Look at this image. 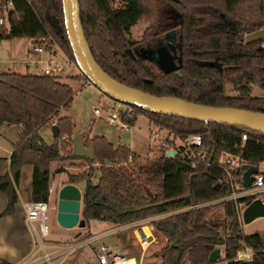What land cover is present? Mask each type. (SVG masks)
I'll list each match as a JSON object with an SVG mask.
<instances>
[{
	"label": "trees",
	"instance_id": "1",
	"mask_svg": "<svg viewBox=\"0 0 264 264\" xmlns=\"http://www.w3.org/2000/svg\"><path fill=\"white\" fill-rule=\"evenodd\" d=\"M118 3L122 6L115 7ZM79 5L93 57L118 82L158 97L264 111V98L252 94V86L264 91V43L245 41L247 35L264 29V0H79ZM141 21H146L148 27L137 42L131 31ZM170 33H175L181 46V62L176 70L164 71L137 53L167 41ZM25 38L47 51L59 46L75 61L62 0H14L9 24L0 26V41ZM63 79L42 74H0V127L14 128L18 133L11 176L0 177V192L8 196L7 208L0 217L15 213L19 200L15 184L25 169L34 170L30 202L48 203L51 163L76 159L90 168L69 176L71 183L85 185L81 218L86 227L92 221L133 226L165 213L223 200L149 222L168 241L161 252L162 264H212L210 256L217 249L223 250V256L215 264H264V236L244 234L239 218V206H248L258 193L229 199L246 190L243 174L221 163L222 156L230 155L240 161V166L259 169L264 163V134L132 106V117L123 118L132 127L138 117L144 116L152 128L158 127L176 139L200 135L210 165L194 166L181 152L173 158L163 153L154 160L143 159L126 145L115 146L104 136L84 140L83 146L92 152L93 159L77 157L73 155L74 124L70 117L59 118L62 109L71 107L75 95ZM227 84L235 87L237 96L226 95ZM54 118H58L57 136L47 144L39 130ZM258 175L264 177L260 171ZM232 182L238 186L235 190ZM220 207L225 217L224 235L209 218ZM90 237H81L77 242ZM245 246L254 250L253 259L236 261Z\"/></svg>",
	"mask_w": 264,
	"mask_h": 264
},
{
	"label": "rangeland",
	"instance_id": "2",
	"mask_svg": "<svg viewBox=\"0 0 264 264\" xmlns=\"http://www.w3.org/2000/svg\"><path fill=\"white\" fill-rule=\"evenodd\" d=\"M121 4H116L115 7H121ZM148 27L146 21H141L132 28V38L133 40L139 42L142 40L144 31ZM260 40L264 43V29L256 33L247 35L245 38L246 42H252ZM37 46L32 39H14V40H3L0 41V74L4 73H16L20 75H41L43 70L48 66H54L53 60L49 52L38 54L34 52V48ZM55 47L54 49H58ZM62 50L61 48H59ZM63 51V50H62ZM64 52V51H63ZM65 53V52H64ZM66 54V53H65ZM166 55V54H165ZM68 57V56H67ZM58 59L63 60L61 55H58ZM70 65V64H69ZM66 65L64 75H62L63 82L69 84L73 89L75 95L74 100L70 108L62 109L59 113V118L70 117L74 124L75 137L78 136L80 139L85 140L88 137L103 136L104 134L112 137V134L119 135L121 132L122 141H124L128 146H130L133 152L142 156L143 159L154 160L163 155V147H160L158 140L152 135V127L149 124V120L144 117H138L136 124L132 127L130 131L120 130L117 126H111L107 122V117L113 112V107H115L111 100L105 97L102 92L92 84H87V80L76 70L75 67ZM75 78V79H70ZM253 87V96L263 97L264 91L257 86ZM225 93L228 96H237L238 92L235 87L231 84H227L225 87ZM94 108H99L101 111V116L97 117L94 114ZM58 120L54 118L51 124L47 125L41 132H43V137L47 144L53 143L55 141L54 135L52 133L51 127L53 122ZM1 129V127H0ZM50 136H47V132ZM161 138L170 137L168 132L163 130L160 131ZM116 145V141L113 140ZM129 147V148H130ZM163 149V150H162ZM62 156L64 153L61 151ZM222 156L223 157H227ZM73 166L78 169L80 173L90 171V168L81 161L76 159H60L55 161L52 166V170L58 167H66L70 171ZM240 166V161L234 158V168ZM259 171L264 173V163L260 164ZM72 173V172H70ZM67 172V176L70 174ZM95 182L98 178V174L95 175ZM141 181V180H140ZM142 182V181H141ZM143 183V182H142ZM81 189L84 191L85 185L82 183ZM146 194L151 193L145 190ZM25 196V194H23ZM258 199L264 201V190L258 192ZM28 196V195H27ZM26 197V196H25ZM27 198V197H26ZM28 199V198H27ZM29 200V199H28ZM55 199H49V212H48V226L50 230V236L43 238L42 241L37 240L38 247L46 250L48 254L53 252H64L69 251V247L77 246V248L68 254L62 255L60 258H52L49 262L45 264H96V254L95 251L98 250L102 245L109 246L115 252L120 255L133 258L135 257L139 264H162V254L163 248L167 245L168 241L164 236L159 234L153 226V235L155 242L150 247V249L144 253L140 244L138 243L135 233L131 228L121 229L114 233L108 234L103 238L97 239L96 241L87 244V239L75 243L67 241L64 237L57 235L54 232L52 225ZM246 206L244 204L239 206V218L242 230L246 235H256L260 234L264 236V218L256 219L253 222L246 224L243 220V211ZM213 222L219 225L222 235H224L225 230V217L223 208H215L209 217ZM92 232L94 235L101 234L106 231H110L118 228V226L107 224L104 222L93 221L91 223ZM86 237V236H84ZM83 237V238H84ZM82 240V239H81ZM51 244H56L58 248L54 249L49 247ZM74 247H71L72 249ZM221 258L223 256V250ZM44 254L43 251L41 253ZM1 262H5L0 259ZM7 263V262H5Z\"/></svg>",
	"mask_w": 264,
	"mask_h": 264
},
{
	"label": "water",
	"instance_id": "3",
	"mask_svg": "<svg viewBox=\"0 0 264 264\" xmlns=\"http://www.w3.org/2000/svg\"><path fill=\"white\" fill-rule=\"evenodd\" d=\"M62 3L65 28L75 63L89 83L97 87L105 97L116 103L129 107L137 106L164 116L200 121L207 124L213 123L239 127L264 134V111L256 112L239 108L211 107L174 97H158L118 82L99 66L92 55L81 22L79 0H62ZM53 22L55 23V20ZM54 26L57 28L58 24L55 23ZM174 35L175 33L167 34L166 40H169L170 36ZM145 52H148V50ZM169 60L171 59L169 58ZM54 130L57 136V126H55ZM73 155L90 159L94 158L92 152L82 145L78 136L74 138ZM176 156L177 152H170V157ZM237 170L243 174L244 188H251L256 176L259 174V169L245 164L239 166ZM44 200H47L46 197ZM82 202L83 194L76 185L67 184L61 188L57 203V222L62 228L67 230L77 227L85 228L86 222L81 218ZM242 216L246 224L256 219L264 218V201L258 198L252 201L246 206ZM177 243L178 238L175 244ZM221 255V249L215 250L210 256V263H217ZM160 257L163 258V254Z\"/></svg>",
	"mask_w": 264,
	"mask_h": 264
},
{
	"label": "built area",
	"instance_id": "4",
	"mask_svg": "<svg viewBox=\"0 0 264 264\" xmlns=\"http://www.w3.org/2000/svg\"><path fill=\"white\" fill-rule=\"evenodd\" d=\"M14 8V0H0V26H7L9 24V19L11 12ZM59 46H56V48ZM60 48V47H59ZM53 49L52 51H47L44 46L37 45L34 48V52L38 54H43L45 51L49 52L51 55L52 62L54 63V66H48L46 69L43 70L42 75L45 76H62L64 75L66 65L73 66L78 69L75 61L67 57V55L60 49ZM58 55H61L63 57V60L58 59ZM78 72L80 70L78 69ZM82 75V73L80 72ZM83 76V75H82ZM84 77V76H83ZM85 78V77H84ZM86 79V78H85ZM87 80V79H86ZM87 84L89 85V81L87 80ZM111 100V99H110ZM112 104L115 106L113 107V112L107 117V122L111 126H117L121 130L127 132L132 129V126L125 121L123 118L125 116L132 117V108L120 103H116L113 100H111ZM94 114L97 117L101 116V111L99 108H94ZM160 129L158 127L152 128V135L155 137L156 140H158L160 147H163V153L168 158L170 157V152H181L184 157H186L194 166H198L199 164H205L210 165V159L208 158L209 152L206 149L204 145V141L200 135H192L184 140L176 139L172 134L169 133L170 137L167 138H161L160 136ZM243 140H247V136H243ZM234 158L233 156L228 155L227 157H223L221 159V163L223 166H231L233 167L234 164ZM131 162V158H130ZM226 171L228 172L229 176H231L230 171L226 168ZM233 189L238 188L236 183L232 182ZM260 190H264V177L261 175L256 176V180L253 183L252 187L249 189H246L244 192L241 193H234L232 197L229 199L237 200L239 197H245L249 195L257 194ZM220 201L211 202L208 204H202V205H195L190 206L178 211L165 213L162 215H159L157 217L151 218L149 220H144L141 222L136 223L133 225L135 227V236L140 244L142 250L144 253H146L150 247L155 242L154 235H153V227H150L151 225H148L149 222L156 220V219H162L169 216H172L174 214L198 209L202 206L216 204ZM25 211L27 216L28 223L32 226L33 230L38 233L40 240L43 238H46L50 234L49 226H48V212H49V205L46 202H30L25 205ZM71 247H74L70 249ZM69 247L68 253L75 250L77 246H71ZM255 255V252L250 247H244L238 252V256L236 261L241 262H250ZM96 264H139L137 259L135 257L133 258H127L122 255H120L118 252H115L107 245H102L97 253H96Z\"/></svg>",
	"mask_w": 264,
	"mask_h": 264
},
{
	"label": "crops",
	"instance_id": "5",
	"mask_svg": "<svg viewBox=\"0 0 264 264\" xmlns=\"http://www.w3.org/2000/svg\"><path fill=\"white\" fill-rule=\"evenodd\" d=\"M56 122L57 120L53 122V126L51 127L54 138L56 137V132L54 130L55 126H57ZM47 125L43 126L42 128L44 129L45 127H47ZM41 129L39 130V135L44 140V142H46L45 138L43 137V132H41L43 129L42 130ZM117 133L115 135L112 134V137H110L107 134H104L103 136L106 137L113 144H114L113 140H115L116 141V145L114 144L115 146L124 144L129 148L130 146H128L124 141H122L121 132H119L120 133L119 135H117ZM46 135L47 136L51 135L50 130L49 133L47 132ZM17 136H18L17 130H15L14 128L9 129L6 127H1L0 129V177L7 175L11 176V170H10L11 158L15 150L14 142L16 141ZM80 141L83 145L84 140L80 139ZM129 149L132 148L130 147ZM54 163L55 162H52L50 165V188H49L48 201L49 199H55L56 201L52 225L54 228V232L57 235L64 237L67 241L71 243L73 242L75 243L81 237L91 235V237L87 239L88 240L87 244H90L91 242L96 241L97 239L103 238L104 236L114 233L116 231L118 232L121 229H125V228L132 229L133 227L132 225H127L123 227H118L110 231L103 232L98 235H94L92 232V228L90 226L93 221L90 222L88 227L85 226V228L77 227L71 230L62 228L57 222V203H58L59 191L65 185L73 184L69 179L70 175L79 174L80 172L74 166L73 169H71V171L66 167H58L57 169L52 170V166ZM67 172L69 173L72 172V173H70L67 176L66 174ZM33 173H34L33 168L25 169L22 173L18 185L15 184L19 196V200L15 206V213L10 216L0 217V259L9 264H45L49 262L52 258L57 259L64 254H68L67 251L53 252L51 254H48L46 250L42 248V245L44 244H41V247H38L36 243L37 240L40 242L42 240H40L38 233L35 232L32 226L28 223L26 211H25V205L27 203H30V200L28 199H30V195H31V182H32ZM80 184H74V185H76L83 194L84 191L81 189ZM23 194H25V196L28 199ZM7 205H8L7 194L5 192H0V216L5 212ZM44 246L47 247V245ZM49 247L54 249L58 248L56 244H51L49 245ZM42 251L44 253L43 255L41 254ZM97 251L98 250L95 251V254L97 253Z\"/></svg>",
	"mask_w": 264,
	"mask_h": 264
},
{
	"label": "flooded vegetation",
	"instance_id": "6",
	"mask_svg": "<svg viewBox=\"0 0 264 264\" xmlns=\"http://www.w3.org/2000/svg\"><path fill=\"white\" fill-rule=\"evenodd\" d=\"M145 51L147 50L141 49L137 50V53L156 62L166 71L175 70L180 62L181 46L176 35L170 36L169 40L165 42H160L156 47L149 49L148 52Z\"/></svg>",
	"mask_w": 264,
	"mask_h": 264
}]
</instances>
